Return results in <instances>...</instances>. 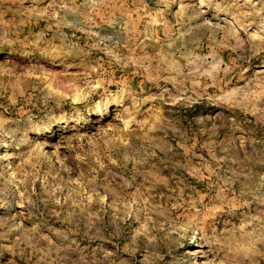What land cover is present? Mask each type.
Returning <instances> with one entry per match:
<instances>
[{
  "label": "rangeland",
  "instance_id": "374dc122",
  "mask_svg": "<svg viewBox=\"0 0 264 264\" xmlns=\"http://www.w3.org/2000/svg\"><path fill=\"white\" fill-rule=\"evenodd\" d=\"M0 264H264V0H0Z\"/></svg>",
  "mask_w": 264,
  "mask_h": 264
},
{
  "label": "bare ground",
  "instance_id": "6f19581e",
  "mask_svg": "<svg viewBox=\"0 0 264 264\" xmlns=\"http://www.w3.org/2000/svg\"><path fill=\"white\" fill-rule=\"evenodd\" d=\"M188 249V251L187 252H190V253H199V252H201L202 250H199V249H197V248H194V247H190V248H187ZM203 249V248H202ZM197 259V258H196ZM203 260V259H202ZM199 261H200V259H199ZM205 262V261H204ZM199 263V262H198Z\"/></svg>",
  "mask_w": 264,
  "mask_h": 264
}]
</instances>
